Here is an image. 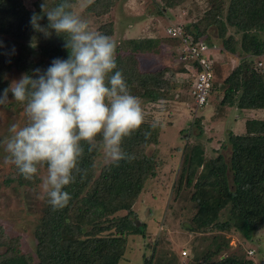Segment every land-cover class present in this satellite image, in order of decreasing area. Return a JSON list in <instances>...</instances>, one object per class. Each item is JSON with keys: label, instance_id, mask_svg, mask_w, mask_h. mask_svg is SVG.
Here are the masks:
<instances>
[{"label": "trees", "instance_id": "1", "mask_svg": "<svg viewBox=\"0 0 264 264\" xmlns=\"http://www.w3.org/2000/svg\"><path fill=\"white\" fill-rule=\"evenodd\" d=\"M116 1L93 0L84 11L103 19L111 13ZM161 1L162 7L168 10L187 2ZM211 1L213 7L197 21L189 23L194 41H205L211 47L218 45L222 49L219 51L237 54L240 61L220 86L212 84L207 102L216 90L221 94L215 117H221L223 111L232 107L240 112L264 109V67L255 61V57L264 55V0H229L227 7L226 0ZM42 2L29 0L26 4L23 0H0V94L2 88L9 85L7 75L13 67L38 77L36 69L44 73L54 59L69 58L63 36L53 30L50 37H45L30 23L33 13L42 14ZM48 2L51 8L61 0ZM72 3L76 11L79 0H72ZM40 23L47 26V17L44 16ZM229 27L235 29L234 34L228 32ZM97 30L113 40V21L103 23ZM215 32L218 41L214 38ZM33 42L35 47L31 46ZM160 42L155 37H136L116 44V70L122 72L128 89H138L134 96L151 103L163 100L165 95L168 97L173 84L142 71L138 55L159 53ZM17 45L26 53L18 52ZM245 63L254 71H246ZM254 72L258 75L256 78H253ZM192 91L196 102L194 88ZM9 97L13 99L11 92ZM13 102L21 105L14 99ZM200 107L197 104V108ZM203 123L202 117H194L191 128L184 134L186 140L180 148L182 159L173 183L169 210L177 217L176 205H181L189 224L187 229L199 233V240L209 244L201 251L193 250V256L181 262L171 249L162 245V235L154 242L151 254L146 256V264H257L243 248L240 252L230 251L228 234L240 235L247 243L264 227V120L247 119L243 133L229 132L231 151L227 156L219 151L213 156L208 153L206 144L200 139L204 133ZM162 129L161 120L146 114L141 128L123 141L122 149L130 158L118 163L108 161L99 171L96 160L100 148L89 153L88 145H83L85 151L79 165L82 171L75 174V181L64 189L71 196L68 205L53 210L46 197L35 229L39 264H117L118 259L109 261L104 238L99 234L113 226L128 223L126 233L147 237L148 224L139 223L134 206L148 181L156 176L158 162L155 151L150 153L149 149L159 143ZM195 129L197 133L192 134ZM97 139L99 141L100 137ZM219 143L226 147L225 141L219 140ZM11 166L5 179L7 185L17 183L16 187L35 189L42 181L39 174L35 180H27L14 164ZM21 242L20 236H11L0 226V264H8L19 255Z\"/></svg>", "mask_w": 264, "mask_h": 264}, {"label": "rangeland", "instance_id": "2", "mask_svg": "<svg viewBox=\"0 0 264 264\" xmlns=\"http://www.w3.org/2000/svg\"><path fill=\"white\" fill-rule=\"evenodd\" d=\"M23 2L27 4L29 0H23ZM161 2V0H118L111 13L103 19H99L94 14L85 13L79 4L76 8V12L88 21L93 31L97 32L103 23L113 21L115 26L113 40L116 44L128 38H159L161 41L159 53L138 55L140 69L151 73L155 78L164 79L173 84L170 91L168 90L167 96H169H163V100L151 103L139 99L144 114L155 116L163 124L159 143L149 149L150 153L155 151L158 167L156 176L148 181L146 190L134 206L139 223L148 224L147 237L126 233L128 223L99 231L104 238L109 261L115 262L118 259L117 264H146V256L151 254L154 242L162 235H164L162 245L171 249L181 262L193 256V250L201 251L209 244L199 240L201 236L199 233H191L187 229L189 224L181 205H176L177 217L169 210L173 200V183L182 159L181 149L186 140L184 134L188 128H191L194 117H202L204 120V133L200 139L206 144L211 156L218 154L216 151L226 156L230 153L231 144L228 142V134L229 132L243 133L247 119L264 120V109H249L240 112L235 107L223 111L221 117H215V112L220 108L221 95L217 90L211 94L205 105L197 108L192 91L195 88V80L192 73L188 72L184 66L186 57L182 53V42L179 37H172L168 30L178 24L189 27V23L197 21L199 16L213 7V2L211 0H187L169 10L164 9ZM228 2L229 0H226L225 7ZM228 32L234 34L235 29L229 27ZM214 34V38H217L216 32ZM218 40L220 39L217 38ZM17 46L18 52L26 53L21 45ZM219 50L222 49H212L210 56L214 64L213 81L220 86L239 64L240 58L237 54ZM255 61L259 66L264 67V55L255 57ZM245 65L246 71L249 70V73L254 71L250 65L246 63ZM23 75V72L13 67L7 75L9 85L4 86L2 92ZM253 75H255L253 78L258 76L256 72ZM129 91L131 94H138V89L135 87H130ZM174 91L178 92L174 93ZM170 92L174 94L170 95ZM26 122L24 106L15 104L9 97V102L0 107V226L4 227L9 235L20 236L22 242L19 255L10 259L8 264H39L36 255L35 229L47 197L42 192V181L35 189L16 187L17 183L10 185L5 183L12 169V163L3 145L10 136L11 125L21 126ZM196 133V129L192 131V134ZM191 140H194V137ZM219 140L225 141V148ZM106 162L108 160L100 149L96 160L97 171ZM44 175H46V169H41L39 176ZM230 180L232 181L231 176ZM183 205H186V202H183ZM163 222L168 224L164 225ZM228 236L231 252H240V248H243L249 256L252 255L250 257L254 258L257 264H264V227L258 230L255 237L247 243L242 241L240 235L228 234Z\"/></svg>", "mask_w": 264, "mask_h": 264}, {"label": "clouds", "instance_id": "3", "mask_svg": "<svg viewBox=\"0 0 264 264\" xmlns=\"http://www.w3.org/2000/svg\"><path fill=\"white\" fill-rule=\"evenodd\" d=\"M91 3L80 0L79 7L85 9ZM40 8L42 14L33 13L30 20L33 29L45 37L53 30L63 36L70 55L66 60L54 59L44 73L36 69L38 77L24 74L0 94V105L9 102L11 92L27 116L25 124L10 126L3 146L25 179L35 180L46 169L42 192L53 210H61L71 199L64 189L82 171L83 145H88L89 153L102 149L111 163L128 159L123 141L141 128L145 115L139 98L130 93L122 72L116 70V42L91 30L72 0H61L51 8L43 0ZM44 16L47 26L40 23ZM215 46L212 49L220 48Z\"/></svg>", "mask_w": 264, "mask_h": 264}, {"label": "built area", "instance_id": "4", "mask_svg": "<svg viewBox=\"0 0 264 264\" xmlns=\"http://www.w3.org/2000/svg\"><path fill=\"white\" fill-rule=\"evenodd\" d=\"M168 32L172 37H179L182 42V53L186 57L185 66L195 77L196 102L199 106H203L207 103L211 86L214 83L213 60L210 53L216 46L211 47L205 41L195 42L191 28L182 24L170 27Z\"/></svg>", "mask_w": 264, "mask_h": 264}, {"label": "crops", "instance_id": "5", "mask_svg": "<svg viewBox=\"0 0 264 264\" xmlns=\"http://www.w3.org/2000/svg\"><path fill=\"white\" fill-rule=\"evenodd\" d=\"M222 52V51H221Z\"/></svg>", "mask_w": 264, "mask_h": 264}]
</instances>
